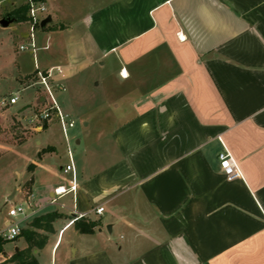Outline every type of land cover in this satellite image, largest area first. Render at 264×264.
Returning <instances> with one entry per match:
<instances>
[{
  "label": "crops",
  "instance_id": "obj_1",
  "mask_svg": "<svg viewBox=\"0 0 264 264\" xmlns=\"http://www.w3.org/2000/svg\"><path fill=\"white\" fill-rule=\"evenodd\" d=\"M45 3L51 22L41 29H54L59 46L44 71L60 68L59 91L111 58L112 93L101 102L122 100L127 111L92 143L78 139L59 170L58 119L39 126L43 139L24 176L16 173L21 229L56 214L38 230L39 264H264V0ZM85 100L71 92L59 107L72 121ZM224 148L240 177L222 173ZM71 163L77 190L57 197L70 187ZM80 219L98 226L81 233ZM12 242L0 264L28 247L23 237Z\"/></svg>",
  "mask_w": 264,
  "mask_h": 264
},
{
  "label": "rangeland",
  "instance_id": "obj_2",
  "mask_svg": "<svg viewBox=\"0 0 264 264\" xmlns=\"http://www.w3.org/2000/svg\"><path fill=\"white\" fill-rule=\"evenodd\" d=\"M38 1L45 3V0ZM0 2L2 3L0 20L5 19L7 21L10 20L8 15L15 8L27 3L24 0H0ZM14 3L15 5H12ZM41 28V26L36 28L37 51L33 54L31 50H20V46H26L29 42L30 23L28 20L25 22L10 21L6 27L0 23L1 233L2 230L6 229L5 222L7 220L16 222L8 213L12 207L18 206L20 203L24 204L23 201H19L23 176L30 163L29 159L34 157L32 150L35 142L43 139V136L39 134L42 130L39 126H43L46 122L42 119L41 114L45 109L46 102H50V97L44 85L33 84L40 82L38 71L46 72L44 70L48 65L47 61L50 60L53 64L58 63L56 56H52L51 49L57 47L59 37L54 33V29L44 30ZM104 62L106 65L96 64L92 68H86L76 79L73 77L67 79L65 83L66 93L59 91V89H63V85L60 80H57V72H55L54 79L48 81L52 94L61 107L64 98H67L69 93L71 95V92L79 91L86 99L83 102L80 101L83 106H78L76 114L71 117L75 125L73 128H68V142L59 121L55 122L52 127L53 138H51L56 141L62 151H65L61 158L55 156L56 158L53 159L58 170L65 165L68 159V148L72 153L78 148V139H82L85 144L87 142L92 143L100 130L109 132L119 121L126 118L127 109L122 100H116L113 107L104 106L105 102H101L105 100L106 93H112V90H108L106 85L111 82L115 70V62L111 58L106 61L103 60ZM97 82L101 83L100 88L95 87ZM116 94L117 91H115V97ZM15 95L19 96L16 106H11L7 102L3 103ZM91 97L93 100H90ZM111 113L112 115H110ZM17 172L23 176L18 177ZM10 197L12 200L9 201L8 198ZM14 244L12 241L8 242L5 249L12 248ZM17 245L20 244L17 243Z\"/></svg>",
  "mask_w": 264,
  "mask_h": 264
},
{
  "label": "built area",
  "instance_id": "obj_3",
  "mask_svg": "<svg viewBox=\"0 0 264 264\" xmlns=\"http://www.w3.org/2000/svg\"><path fill=\"white\" fill-rule=\"evenodd\" d=\"M26 1H27L26 4L28 6V11H27L28 23H30V35H29V42L26 44V46L23 45L20 46V50L21 51L31 50L33 54H35L37 51L36 36H35L36 28L37 26H41L43 20L47 18L49 10L46 3H43L41 1L38 0H26ZM1 5L2 4L0 2V7ZM55 72H57L58 75L62 74L60 68H51L45 73L38 71V78L40 79V84L44 85L50 97V102H46L45 109L42 112L41 116L42 119L46 121H52V119L56 117L61 124L65 137H67L68 128H73L75 124L74 122L68 120V116L63 114L61 108L59 107L49 87L48 81L50 79L52 80L54 79ZM18 100H19V96L15 95L10 97L9 99H6L3 103L5 104L7 102L9 105H15L18 102ZM70 159H72L71 153H70ZM218 159H219L220 169L226 177L230 179L240 177V171L238 168L237 161L232 155V153L229 152V150L224 148L223 152L219 154ZM64 172L72 174L71 179L69 181L70 187L56 188L54 194L57 197H61L70 192L75 193L77 190L76 174L73 163L68 165L65 168ZM53 201L55 202L56 199ZM103 211L104 208H98L96 209L95 212L97 214H101ZM8 215L14 218L16 222L9 221L6 226V229L1 234L7 240H14L16 237H18L21 234V227L19 222L20 220L25 219L27 217V212L23 205H18L12 207L9 210Z\"/></svg>",
  "mask_w": 264,
  "mask_h": 264
},
{
  "label": "trees",
  "instance_id": "obj_4",
  "mask_svg": "<svg viewBox=\"0 0 264 264\" xmlns=\"http://www.w3.org/2000/svg\"><path fill=\"white\" fill-rule=\"evenodd\" d=\"M27 11V4L21 5L18 8H15L9 14V16L16 19L17 22H25L28 20ZM54 219H56V214L42 216L36 219L32 223L31 227L21 229V234L14 240L19 237H23L28 243V247L25 250L18 251L10 260H7L6 262L1 264H39L34 251L42 249L45 245V240L40 239L38 230L44 227H48V225H50L54 221ZM75 226L81 233L89 234L94 231V228L98 226V223L80 219L75 222ZM14 240H7L2 236V234H0V253L4 251V247L8 242Z\"/></svg>",
  "mask_w": 264,
  "mask_h": 264
},
{
  "label": "water",
  "instance_id": "obj_5",
  "mask_svg": "<svg viewBox=\"0 0 264 264\" xmlns=\"http://www.w3.org/2000/svg\"><path fill=\"white\" fill-rule=\"evenodd\" d=\"M10 20H5V19H3V20H1V25L2 26H4V27H6V26H8V24H9V22L10 21H16V19H14V18H11L10 16L8 17ZM51 22V17H48V18H46L45 20H43V22L41 23V27L42 28H44L48 23H50Z\"/></svg>",
  "mask_w": 264,
  "mask_h": 264
}]
</instances>
